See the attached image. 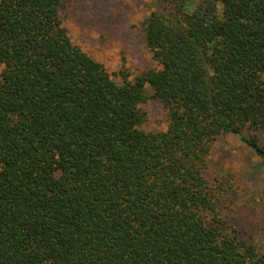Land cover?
<instances>
[{
    "label": "trees",
    "instance_id": "16d2710c",
    "mask_svg": "<svg viewBox=\"0 0 264 264\" xmlns=\"http://www.w3.org/2000/svg\"><path fill=\"white\" fill-rule=\"evenodd\" d=\"M71 0H0V264H264L205 174L236 134L264 169V0H155V67L117 83L72 43ZM150 97L164 130L141 128Z\"/></svg>",
    "mask_w": 264,
    "mask_h": 264
},
{
    "label": "rangeland",
    "instance_id": "374dc122",
    "mask_svg": "<svg viewBox=\"0 0 264 264\" xmlns=\"http://www.w3.org/2000/svg\"><path fill=\"white\" fill-rule=\"evenodd\" d=\"M198 0H191L192 6ZM155 0H71L62 13L63 24L73 44L101 63L121 83V71L132 81L142 71L155 67L145 47L141 29ZM3 68L0 64V71ZM139 105L144 113L141 128H166L167 110L150 97ZM261 159L236 134H224L213 143L205 174L220 190L219 211L226 230L264 253V169Z\"/></svg>",
    "mask_w": 264,
    "mask_h": 264
}]
</instances>
